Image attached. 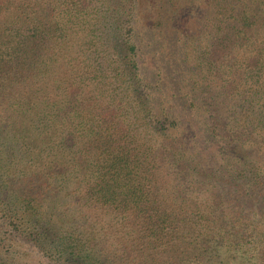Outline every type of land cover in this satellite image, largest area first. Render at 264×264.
Listing matches in <instances>:
<instances>
[{"label":"trees","instance_id":"obj_1","mask_svg":"<svg viewBox=\"0 0 264 264\" xmlns=\"http://www.w3.org/2000/svg\"><path fill=\"white\" fill-rule=\"evenodd\" d=\"M177 4L0 0V264H264V0Z\"/></svg>","mask_w":264,"mask_h":264},{"label":"rangeland","instance_id":"obj_2","mask_svg":"<svg viewBox=\"0 0 264 264\" xmlns=\"http://www.w3.org/2000/svg\"><path fill=\"white\" fill-rule=\"evenodd\" d=\"M187 0H178V4H177V6L179 5V8L181 7V8H184V7H182V5H183V3H185ZM197 6H199V2L197 1L196 2V5H195V7H197Z\"/></svg>","mask_w":264,"mask_h":264}]
</instances>
